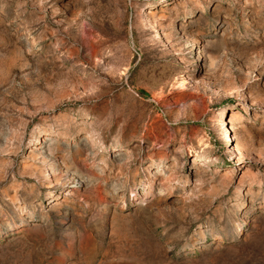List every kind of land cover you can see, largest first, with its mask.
I'll list each match as a JSON object with an SVG mask.
<instances>
[{"label":"rangeland","instance_id":"1","mask_svg":"<svg viewBox=\"0 0 264 264\" xmlns=\"http://www.w3.org/2000/svg\"><path fill=\"white\" fill-rule=\"evenodd\" d=\"M0 264H264V0H0Z\"/></svg>","mask_w":264,"mask_h":264},{"label":"trees","instance_id":"2","mask_svg":"<svg viewBox=\"0 0 264 264\" xmlns=\"http://www.w3.org/2000/svg\"><path fill=\"white\" fill-rule=\"evenodd\" d=\"M141 93H144V92H141Z\"/></svg>","mask_w":264,"mask_h":264}]
</instances>
